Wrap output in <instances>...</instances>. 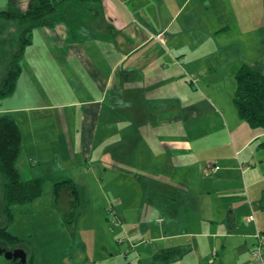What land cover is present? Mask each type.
Segmentation results:
<instances>
[{
	"label": "crops",
	"instance_id": "obj_1",
	"mask_svg": "<svg viewBox=\"0 0 264 264\" xmlns=\"http://www.w3.org/2000/svg\"><path fill=\"white\" fill-rule=\"evenodd\" d=\"M100 1L36 28L0 98L22 130V179L69 177L80 204V187L100 188L127 257L150 238L149 264H248L264 232V127L233 97L243 65L264 74V0ZM134 186L156 196L149 209L105 190ZM173 247L183 254L155 258Z\"/></svg>",
	"mask_w": 264,
	"mask_h": 264
},
{
	"label": "rangeland",
	"instance_id": "obj_2",
	"mask_svg": "<svg viewBox=\"0 0 264 264\" xmlns=\"http://www.w3.org/2000/svg\"><path fill=\"white\" fill-rule=\"evenodd\" d=\"M32 1L34 0H0V10L21 12L26 10ZM62 19L67 20L64 17ZM79 19L77 17V20ZM20 31L16 22L0 20V86L4 80L7 65L10 63L8 61L13 59L15 62L18 57V54L14 55V53L20 48ZM22 159L31 168L34 167L29 162L31 159L38 162L37 158L34 159L28 154H24ZM3 190L4 179L0 176V227L7 223L6 218H3L1 214ZM105 190L110 193H121L123 199L142 204L140 207L144 210L149 209L151 198L156 197L148 193L150 190L135 186ZM100 195L101 189L98 187H80L81 204L77 209L80 214L78 213L79 216L72 225H67L63 221L62 213L54 206L53 201L51 202L54 196V183L46 180L40 199L14 207L15 216L8 229L21 239V244L4 246L8 249L20 246L26 251L29 259H32L31 264H68L66 263L68 259L73 260L75 264H149V259L145 256L146 252L143 251H147L151 245L150 238L147 237L148 239L141 243L140 248L136 252L132 250L134 253L127 257L124 253L127 247L123 245L120 248L114 240L118 232L115 225L118 224L113 222L109 210L106 211L107 215L104 219L100 218L102 201ZM138 208L139 206L134 207V214L141 213L142 216L145 211L142 209L139 211ZM0 243L4 244L2 241ZM119 248L122 255H119ZM139 252H143V262L139 261ZM107 258L113 259L107 261Z\"/></svg>",
	"mask_w": 264,
	"mask_h": 264
},
{
	"label": "trees",
	"instance_id": "obj_3",
	"mask_svg": "<svg viewBox=\"0 0 264 264\" xmlns=\"http://www.w3.org/2000/svg\"><path fill=\"white\" fill-rule=\"evenodd\" d=\"M91 3L101 7L100 0H34L21 12L0 10V20L16 22L21 30L20 48L14 53L18 57L15 62L13 59L8 61L10 63L0 86V98L10 96L15 91L22 69L21 58L32 41L33 31L38 27H53L63 17L70 22L77 21V17L83 18L89 13ZM99 12L101 13V9ZM236 83L233 99L240 118L252 128L264 127V74L249 65H243L236 73ZM22 138L21 127L15 118L7 113L0 114V176L4 179L1 214L7 220L0 227V241L7 246L21 244V239L8 229L14 219V207L38 199L43 194L46 180L54 183L53 203L62 213L65 224L72 225L77 220V208L80 204L78 188L69 177L48 175L22 179L17 166ZM261 146L264 147V142ZM261 203L264 207V196ZM182 254V249L173 247L160 250L155 258L170 261ZM31 261L30 258V264Z\"/></svg>",
	"mask_w": 264,
	"mask_h": 264
},
{
	"label": "built area",
	"instance_id": "obj_4",
	"mask_svg": "<svg viewBox=\"0 0 264 264\" xmlns=\"http://www.w3.org/2000/svg\"><path fill=\"white\" fill-rule=\"evenodd\" d=\"M217 167L210 166L209 172L212 173ZM113 222L119 221L112 209L109 210ZM248 221H255L254 214L248 215ZM162 218L159 219L161 221ZM255 242L250 250V259L248 264H264V234L257 228L254 233Z\"/></svg>",
	"mask_w": 264,
	"mask_h": 264
},
{
	"label": "water",
	"instance_id": "obj_5",
	"mask_svg": "<svg viewBox=\"0 0 264 264\" xmlns=\"http://www.w3.org/2000/svg\"><path fill=\"white\" fill-rule=\"evenodd\" d=\"M27 256L23 248L7 250L0 246V264H26Z\"/></svg>",
	"mask_w": 264,
	"mask_h": 264
},
{
	"label": "flooded vegetation",
	"instance_id": "obj_6",
	"mask_svg": "<svg viewBox=\"0 0 264 264\" xmlns=\"http://www.w3.org/2000/svg\"><path fill=\"white\" fill-rule=\"evenodd\" d=\"M0 246H2L3 248L7 249V250H14V249H17V248H21L20 246L16 247V248H13V249H8V247L0 244ZM28 255V254H27ZM26 264H30V259H29V256H27V262Z\"/></svg>",
	"mask_w": 264,
	"mask_h": 264
}]
</instances>
